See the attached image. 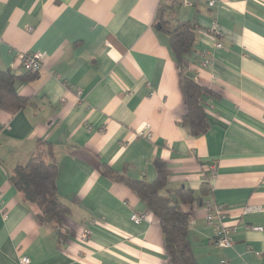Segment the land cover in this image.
Returning <instances> with one entry per match:
<instances>
[{
  "label": "crops",
  "instance_id": "crops-1",
  "mask_svg": "<svg viewBox=\"0 0 264 264\" xmlns=\"http://www.w3.org/2000/svg\"><path fill=\"white\" fill-rule=\"evenodd\" d=\"M209 1L0 0V70L27 99L15 113L0 108V264H170L158 219L100 172L105 165L153 182L155 161L167 167L168 191L201 200L180 205L198 264H264V0ZM176 20L196 25L187 65L212 94L204 101L209 128L197 137L183 126L179 69L157 28ZM34 52L45 55L36 74L21 65ZM147 129L152 139L139 135ZM39 142L51 146L69 209L62 236L37 221L10 180ZM208 201L225 206L230 248L211 242ZM248 206L259 210L245 213ZM134 213L146 219L135 224Z\"/></svg>",
  "mask_w": 264,
  "mask_h": 264
},
{
  "label": "trees",
  "instance_id": "trees-1",
  "mask_svg": "<svg viewBox=\"0 0 264 264\" xmlns=\"http://www.w3.org/2000/svg\"><path fill=\"white\" fill-rule=\"evenodd\" d=\"M159 25L168 37L169 49L179 69V83L185 104L183 126L193 137L203 135L209 128L204 101L212 94L193 79L186 77V73L192 72L187 61L194 49L196 25L178 20L173 25L160 21ZM207 31L208 34L215 35L214 32ZM15 80L9 72L0 70V108L12 113L27 103V99L16 94ZM154 164L156 178L153 182L132 180L105 165H100V172L110 180L131 189L143 203L145 210L158 219L163 234L165 256L170 264H198L188 239L190 215L184 213L180 205H198L201 200L186 189L168 191L167 167L161 161H155ZM56 173L57 165L51 146L39 142L27 163L14 168L10 180L22 195L23 201L35 207L37 221L53 226L59 236H62L63 219L69 214V209L59 199ZM206 192L204 189L203 195H206ZM165 193H168L167 196L163 195Z\"/></svg>",
  "mask_w": 264,
  "mask_h": 264
},
{
  "label": "built area",
  "instance_id": "built-area-1",
  "mask_svg": "<svg viewBox=\"0 0 264 264\" xmlns=\"http://www.w3.org/2000/svg\"><path fill=\"white\" fill-rule=\"evenodd\" d=\"M219 0H210L208 2L209 7H214L215 4ZM188 2H185V5H187ZM215 28V27H214ZM216 31V30H215ZM215 31L214 34H216ZM217 36V35H216ZM217 48H221V44H216ZM45 59V55L40 52H34L28 55H23L22 56V69L28 73H39V71L42 69V63ZM210 61L206 58L202 60V66L203 67H208ZM195 80V79H194ZM196 81V80H195ZM146 129V128H145ZM140 136H143L145 139H152V134L149 129H147L145 132L139 134ZM209 174L212 176L215 171V166L212 165L209 167ZM2 195L0 193V212L3 211V203H2ZM205 208V216H204V221L207 225H209L212 230H213V235L211 238V242L213 246L216 248H230L233 245L234 242V234H235V229L225 226L223 221L226 217V209L224 205L216 204L212 201H208L204 205ZM258 208L254 207H246L244 208L245 213H253L258 211ZM146 219V214L144 213H134L131 214L130 220L135 223L139 224L143 220ZM251 230L253 231H262V228L260 227H252ZM89 237V228L88 226L84 227L81 233V239H87ZM30 261L27 257H21L19 258V264H29Z\"/></svg>",
  "mask_w": 264,
  "mask_h": 264
},
{
  "label": "water",
  "instance_id": "water-1",
  "mask_svg": "<svg viewBox=\"0 0 264 264\" xmlns=\"http://www.w3.org/2000/svg\"><path fill=\"white\" fill-rule=\"evenodd\" d=\"M157 28L160 29V25L159 24H158ZM186 77L192 79L193 74L191 72H188V73H186Z\"/></svg>",
  "mask_w": 264,
  "mask_h": 264
}]
</instances>
